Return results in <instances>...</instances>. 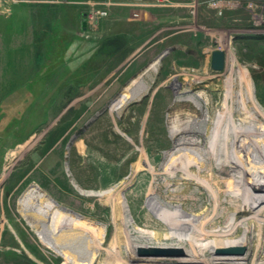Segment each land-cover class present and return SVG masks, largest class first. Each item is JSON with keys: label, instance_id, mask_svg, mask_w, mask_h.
<instances>
[{"label": "rangeland", "instance_id": "obj_1", "mask_svg": "<svg viewBox=\"0 0 264 264\" xmlns=\"http://www.w3.org/2000/svg\"><path fill=\"white\" fill-rule=\"evenodd\" d=\"M88 1L0 4V29L2 19L6 26L0 37V264H43L36 253L46 264L63 263L49 259L34 230L35 213L50 209V197L61 210L80 208L60 178L72 169L71 183L82 182L79 143L87 137L107 142L97 137V122L107 126L114 116L124 121L126 140L134 132L142 138L143 100L160 82L174 94L167 80L176 75L185 86L187 69L219 71L221 78L226 64L237 63L258 68L264 83V0L115 6L96 29L84 30ZM14 30L20 35L13 37ZM215 50L225 54L223 68L212 65ZM156 60L158 69H148ZM123 94L138 97L117 110ZM166 98L160 93L161 105ZM152 129L151 136L158 133ZM38 219L52 236L48 216Z\"/></svg>", "mask_w": 264, "mask_h": 264}, {"label": "bare ground", "instance_id": "obj_2", "mask_svg": "<svg viewBox=\"0 0 264 264\" xmlns=\"http://www.w3.org/2000/svg\"><path fill=\"white\" fill-rule=\"evenodd\" d=\"M159 65L156 60L148 69ZM255 70L226 64L218 78L219 71L187 69L185 86L176 75L167 80L174 94L160 82L143 100L140 139L134 132L126 140L125 123L114 116L107 126L97 122L96 135L107 142L87 137L79 143L78 189L68 177L72 169L60 178L80 208L61 210L48 196L50 209L35 213L34 230L49 259L264 264V83ZM201 87L206 91H195ZM160 93L167 97L162 105ZM135 97L123 94L115 108ZM152 127L158 133L151 136ZM47 216L52 238L38 222ZM34 258L46 264L37 253Z\"/></svg>", "mask_w": 264, "mask_h": 264}, {"label": "built area", "instance_id": "obj_3", "mask_svg": "<svg viewBox=\"0 0 264 264\" xmlns=\"http://www.w3.org/2000/svg\"><path fill=\"white\" fill-rule=\"evenodd\" d=\"M10 3L16 0H0ZM57 1V0H52ZM59 1V0H58ZM170 0H93L88 1V7L83 13L82 25L85 23L84 30L96 29L100 22L109 15L112 6H148V5H163Z\"/></svg>", "mask_w": 264, "mask_h": 264}, {"label": "water", "instance_id": "obj_4", "mask_svg": "<svg viewBox=\"0 0 264 264\" xmlns=\"http://www.w3.org/2000/svg\"><path fill=\"white\" fill-rule=\"evenodd\" d=\"M212 60H213L212 65L214 68H223L224 60H225L224 52L222 50H215L213 52V59Z\"/></svg>", "mask_w": 264, "mask_h": 264}, {"label": "crops", "instance_id": "obj_5", "mask_svg": "<svg viewBox=\"0 0 264 264\" xmlns=\"http://www.w3.org/2000/svg\"><path fill=\"white\" fill-rule=\"evenodd\" d=\"M16 7V6H15ZM15 10V9H14ZM18 11L19 9H16V11L14 12V14H18ZM82 21V20H81ZM1 31H3V33H0V37H5L6 36V26H5V23H4V20L2 19V24H1ZM19 31V30H18ZM16 31V32H18ZM15 30L13 32V37H17L18 34L20 35V33H16Z\"/></svg>", "mask_w": 264, "mask_h": 264}, {"label": "flooded vegetation", "instance_id": "obj_6", "mask_svg": "<svg viewBox=\"0 0 264 264\" xmlns=\"http://www.w3.org/2000/svg\"><path fill=\"white\" fill-rule=\"evenodd\" d=\"M113 7H115V6H112L111 8H113ZM111 8H110V10H111Z\"/></svg>", "mask_w": 264, "mask_h": 264}]
</instances>
